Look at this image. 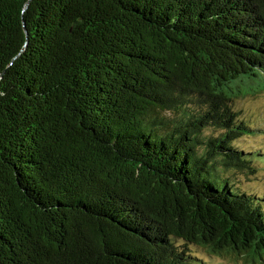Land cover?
Listing matches in <instances>:
<instances>
[{"label":"trees","instance_id":"16d2710c","mask_svg":"<svg viewBox=\"0 0 264 264\" xmlns=\"http://www.w3.org/2000/svg\"><path fill=\"white\" fill-rule=\"evenodd\" d=\"M262 91L264 0H0V264H263Z\"/></svg>","mask_w":264,"mask_h":264},{"label":"rangeland","instance_id":"374dc122","mask_svg":"<svg viewBox=\"0 0 264 264\" xmlns=\"http://www.w3.org/2000/svg\"><path fill=\"white\" fill-rule=\"evenodd\" d=\"M236 108L241 112L244 118L252 120V124L255 125L257 131L247 136H243L237 143L242 147H246L248 150L257 148H263L264 150V91L256 95H245L236 98L234 102ZM208 132H212V129H207ZM261 167H258V173L252 178L243 176L244 184L248 189H251L258 194L264 195V164L261 162ZM257 177V178H256ZM194 253L197 255V259H201L204 264H246L241 259L234 261L232 259H222L220 257H210L199 248H193ZM264 264V263H263Z\"/></svg>","mask_w":264,"mask_h":264},{"label":"water","instance_id":"95a60500","mask_svg":"<svg viewBox=\"0 0 264 264\" xmlns=\"http://www.w3.org/2000/svg\"><path fill=\"white\" fill-rule=\"evenodd\" d=\"M26 6H27V4H26Z\"/></svg>","mask_w":264,"mask_h":264}]
</instances>
